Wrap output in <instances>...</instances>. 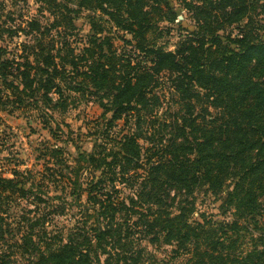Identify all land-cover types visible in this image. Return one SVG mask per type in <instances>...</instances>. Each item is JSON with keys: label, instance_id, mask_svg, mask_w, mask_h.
<instances>
[{"label": "trees", "instance_id": "16d2710c", "mask_svg": "<svg viewBox=\"0 0 264 264\" xmlns=\"http://www.w3.org/2000/svg\"><path fill=\"white\" fill-rule=\"evenodd\" d=\"M177 1L0 16V107L76 83L104 110L91 151L48 145L42 170L0 177V264H147L148 246L171 248L158 264H264V0ZM179 8L192 28L171 50ZM202 190L222 220L195 218Z\"/></svg>", "mask_w": 264, "mask_h": 264}, {"label": "rangeland", "instance_id": "374dc122", "mask_svg": "<svg viewBox=\"0 0 264 264\" xmlns=\"http://www.w3.org/2000/svg\"><path fill=\"white\" fill-rule=\"evenodd\" d=\"M177 6L178 1L173 0ZM40 7L35 4L34 0H0V16L5 17H30L39 15ZM179 17L176 21L173 35L167 37L169 40L168 47L173 50L174 45L178 42V25L183 23L186 27L192 28L190 13L179 8ZM44 15L49 16L45 12ZM77 21L78 29L76 33L86 34L88 32L86 14L82 15ZM180 22V23H179ZM78 34V35H79ZM78 37L72 40L77 42ZM25 41L23 36L17 37L13 42L7 41L3 46L11 53L18 51V43ZM21 54V52H20ZM10 56V55H9ZM78 82V81H76ZM78 85L65 83L62 86L64 97L59 99L56 95H51L54 103L42 101L40 97L33 100L31 105L25 109L14 108L12 105L0 107V177L11 179L14 178V171L35 172L43 169L44 160L42 159L43 151L48 145H59L69 150L70 154L76 156L79 151H91L95 140L96 132L100 128L103 120L104 110L101 105L94 100L89 92H75L70 90L71 87ZM60 100V103L57 100ZM51 130L56 132L53 137ZM57 136L60 138H57ZM61 138H69V145L61 142ZM52 189V188H50ZM50 194L54 193V189ZM195 218H200L202 214L213 216L214 220H222L219 205L211 194L205 193L204 190L196 194ZM69 200H72L70 198ZM71 202V201H70ZM67 216L57 217L56 220L67 222ZM148 245V244H147ZM151 252L147 264H158L162 260H170L171 248L161 246H148ZM184 256L174 259L169 264H185ZM161 264V262L159 263Z\"/></svg>", "mask_w": 264, "mask_h": 264}]
</instances>
